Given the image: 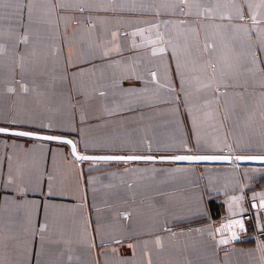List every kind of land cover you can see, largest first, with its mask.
Returning a JSON list of instances; mask_svg holds the SVG:
<instances>
[{
	"label": "crops",
	"instance_id": "obj_1",
	"mask_svg": "<svg viewBox=\"0 0 264 264\" xmlns=\"http://www.w3.org/2000/svg\"><path fill=\"white\" fill-rule=\"evenodd\" d=\"M0 126L264 155V0H0ZM259 202L264 166L0 134V264H264Z\"/></svg>",
	"mask_w": 264,
	"mask_h": 264
},
{
	"label": "water",
	"instance_id": "obj_2",
	"mask_svg": "<svg viewBox=\"0 0 264 264\" xmlns=\"http://www.w3.org/2000/svg\"><path fill=\"white\" fill-rule=\"evenodd\" d=\"M0 128L7 129V132H0V134L3 135H9V136H16V137H22V138H28V139H34V140H41V141H47V142H53V143H62L69 147L71 155L76 159V161H92V160H98V161H125V162H132V161H158V162H171V163H177V164H228V163H234L237 165H259L264 166V155H236L235 157H229L224 155H192V154H185V155H173V156H113V155H85L80 154L76 148L75 142L66 136H60V135H54V134H48L44 132H36V131H29V130H22L18 128H8L4 126H0ZM16 132H28L30 135L27 136H20V135H14L12 133ZM58 137L59 139H46L45 137ZM72 141V144L65 143L64 141ZM74 145V148H73ZM178 156H193V157H208L209 159H193V160H177L174 159V157ZM80 157H87V159H81ZM129 157H138L137 159H128ZM252 206L255 208L256 205L253 203ZM259 206L263 207L264 202H259Z\"/></svg>",
	"mask_w": 264,
	"mask_h": 264
},
{
	"label": "built area",
	"instance_id": "obj_3",
	"mask_svg": "<svg viewBox=\"0 0 264 264\" xmlns=\"http://www.w3.org/2000/svg\"><path fill=\"white\" fill-rule=\"evenodd\" d=\"M224 154H228L227 151L224 152ZM236 155H231L230 157H235ZM253 212L251 210L246 211L245 213H243L242 215H240L237 218H234V221H239L240 226L245 222V221H252L253 217H252ZM254 232L252 233L251 237L253 239V242L255 244L256 247H261L264 244V229L263 228H259L257 223H254ZM241 233H246V228H239V231L237 232V234L235 235L236 237L234 238V240L232 241H240V234Z\"/></svg>",
	"mask_w": 264,
	"mask_h": 264
},
{
	"label": "snow or ice",
	"instance_id": "obj_4",
	"mask_svg": "<svg viewBox=\"0 0 264 264\" xmlns=\"http://www.w3.org/2000/svg\"><path fill=\"white\" fill-rule=\"evenodd\" d=\"M8 130L7 129H4V128H0V132H7ZM14 135H20V136H27V135H30V133L28 132H16V133H12ZM46 139H49V140H52V139H59L58 137H52V136H49V137H45ZM65 143H68V144H72V141L68 140V141H64ZM73 148H74V145H73ZM81 159H87V157H80ZM138 157H129L128 159H137ZM174 159H177V160H193V159H196V160H199V159H209L208 157H193V156H178V157H174ZM242 227V225H241ZM222 243H224V241H221Z\"/></svg>",
	"mask_w": 264,
	"mask_h": 264
},
{
	"label": "bare ground",
	"instance_id": "obj_5",
	"mask_svg": "<svg viewBox=\"0 0 264 264\" xmlns=\"http://www.w3.org/2000/svg\"><path fill=\"white\" fill-rule=\"evenodd\" d=\"M228 225H229V227H235L236 226V230L238 229L239 230V228H241V226H240V223H239V221H230V222H228ZM236 230H235V233H236ZM236 235V234H235ZM236 236H234V238H235Z\"/></svg>",
	"mask_w": 264,
	"mask_h": 264
}]
</instances>
